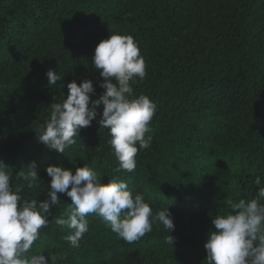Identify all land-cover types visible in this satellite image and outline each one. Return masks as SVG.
Listing matches in <instances>:
<instances>
[{
    "label": "trees",
    "instance_id": "16d2710c",
    "mask_svg": "<svg viewBox=\"0 0 264 264\" xmlns=\"http://www.w3.org/2000/svg\"><path fill=\"white\" fill-rule=\"evenodd\" d=\"M0 264H264V0H0Z\"/></svg>",
    "mask_w": 264,
    "mask_h": 264
}]
</instances>
